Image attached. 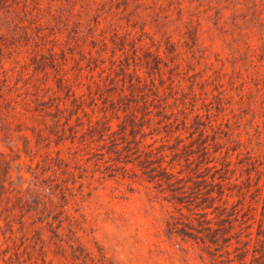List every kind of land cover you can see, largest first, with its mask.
Segmentation results:
<instances>
[{
	"label": "rangeland",
	"instance_id": "rangeland-1",
	"mask_svg": "<svg viewBox=\"0 0 264 264\" xmlns=\"http://www.w3.org/2000/svg\"><path fill=\"white\" fill-rule=\"evenodd\" d=\"M0 264H264V0H0Z\"/></svg>",
	"mask_w": 264,
	"mask_h": 264
},
{
	"label": "trees",
	"instance_id": "trees-1",
	"mask_svg": "<svg viewBox=\"0 0 264 264\" xmlns=\"http://www.w3.org/2000/svg\"><path fill=\"white\" fill-rule=\"evenodd\" d=\"M171 177H172V174L171 173L165 172V175H162L161 178L164 179L167 182H170L171 181Z\"/></svg>",
	"mask_w": 264,
	"mask_h": 264
}]
</instances>
